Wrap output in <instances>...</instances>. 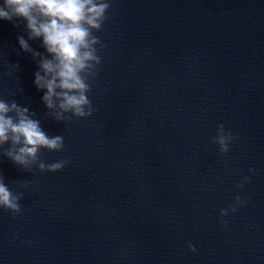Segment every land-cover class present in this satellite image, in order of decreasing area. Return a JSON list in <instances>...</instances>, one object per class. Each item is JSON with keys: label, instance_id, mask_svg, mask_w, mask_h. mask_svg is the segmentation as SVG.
Masks as SVG:
<instances>
[{"label": "water", "instance_id": "95a60500", "mask_svg": "<svg viewBox=\"0 0 264 264\" xmlns=\"http://www.w3.org/2000/svg\"><path fill=\"white\" fill-rule=\"evenodd\" d=\"M108 15L94 112L64 123L19 46L26 22L0 20V98L63 136L46 163L70 160L29 172L0 156L24 192L20 216L0 209V264H264V0H111ZM220 124L237 137L227 154Z\"/></svg>", "mask_w": 264, "mask_h": 264}, {"label": "clouds", "instance_id": "9594fccd", "mask_svg": "<svg viewBox=\"0 0 264 264\" xmlns=\"http://www.w3.org/2000/svg\"><path fill=\"white\" fill-rule=\"evenodd\" d=\"M110 7L111 0H4L0 5V20H23L28 40L42 39L41 47L48 55L32 49L23 36L17 38L24 52L30 53L33 59L39 58L34 83L38 90H45L42 101L48 109L46 115L56 121L64 123L73 117L87 118L94 112L88 95L90 81L96 78L98 66L102 63L99 52L107 46L94 33L103 30L110 18ZM14 26L19 27L15 23ZM13 66L19 69L18 64ZM35 116L36 113L15 100L0 98V156L29 172L34 166L40 172L61 171L70 163L69 159L46 163L41 153L42 150L62 151L64 138L62 135L49 137ZM235 139L237 137L226 132L224 125L220 124L212 142L221 154H227ZM249 172L257 174L255 169L250 168ZM249 179L244 176L237 187L242 188ZM27 186L26 181L18 182L19 188ZM23 197L24 192L10 189L0 174V209L9 211L14 217L20 216ZM246 203L247 199L242 200L237 195L235 203L220 210V223L226 225L223 217L229 212L235 213ZM188 247L196 251L191 242Z\"/></svg>", "mask_w": 264, "mask_h": 264}]
</instances>
